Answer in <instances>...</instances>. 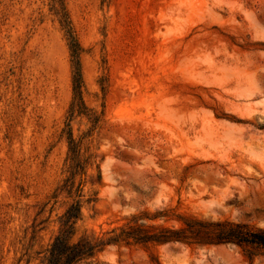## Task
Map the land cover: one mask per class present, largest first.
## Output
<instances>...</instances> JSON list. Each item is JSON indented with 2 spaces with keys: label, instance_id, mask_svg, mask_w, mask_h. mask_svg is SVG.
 Segmentation results:
<instances>
[{
  "label": "rangeland",
  "instance_id": "374dc122",
  "mask_svg": "<svg viewBox=\"0 0 264 264\" xmlns=\"http://www.w3.org/2000/svg\"><path fill=\"white\" fill-rule=\"evenodd\" d=\"M63 8L80 46L75 111ZM75 202L73 240L165 222L145 211L264 228V0H0V264H44ZM90 264L264 253L100 244Z\"/></svg>",
  "mask_w": 264,
  "mask_h": 264
},
{
  "label": "trees",
  "instance_id": "16d2710c",
  "mask_svg": "<svg viewBox=\"0 0 264 264\" xmlns=\"http://www.w3.org/2000/svg\"><path fill=\"white\" fill-rule=\"evenodd\" d=\"M60 23L67 34L71 54L74 99L71 110L75 111L84 106L79 55L80 46L73 34L64 8L61 12ZM70 144L73 158H77L79 152L73 138H70ZM80 209V203L75 202L70 204L62 214L63 228L44 250V264H90L100 244L118 243H154L157 245L180 243L197 246L232 244L250 252L259 250L264 253V228L262 227L228 219L210 220L186 214H176L174 218L167 211H162L152 218H148V212L142 213L145 219L154 220L159 216L165 217V222L163 223L127 222L108 231L107 237L101 238L98 243L93 242L86 236L73 240L74 224L79 218ZM166 220H174L177 224L169 225Z\"/></svg>",
  "mask_w": 264,
  "mask_h": 264
}]
</instances>
